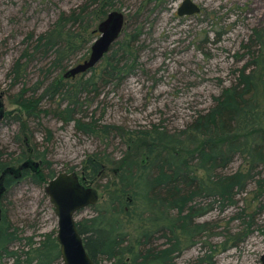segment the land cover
I'll return each mask as SVG.
<instances>
[{
	"label": "trees",
	"instance_id": "1",
	"mask_svg": "<svg viewBox=\"0 0 264 264\" xmlns=\"http://www.w3.org/2000/svg\"><path fill=\"white\" fill-rule=\"evenodd\" d=\"M120 2L83 0L70 11H61L46 31L36 36L30 33L27 40H33L32 52L24 50L14 61L10 69L13 82L21 76L22 60L29 61L34 54H50V67L61 72L76 55L84 52L82 60L87 58L98 35V22L109 11L121 9L117 6ZM146 7L143 3L125 14L124 33L98 63L97 75L85 77L95 66L77 78L58 76L41 95L28 96L25 93L29 89L24 87L11 101L18 108L12 119L19 123L22 134L28 120H39L51 112L65 124L73 122L83 134L107 137L113 132L114 136H128L127 140L142 149V155L126 156L121 161V173L108 199L98 210L96 205L91 207L95 215L76 224L89 258L96 264H177L183 251L198 245L208 232V225L197 223L198 219L217 203L221 209L235 206L237 197L247 193L251 184L260 189L264 184V25L252 29L244 46L248 60L237 71L235 81L214 98L207 111L198 113L178 131L155 126L135 132L132 138L116 126L99 125L94 117L84 122L75 116L81 104L78 95L97 94L98 83L115 81L117 85L137 67L135 45L145 23ZM129 26L134 27L131 32L126 31ZM44 98L55 106L41 107ZM15 141L20 145L14 156L0 150V175L5 173L3 193L26 178L39 186L56 176L53 170L44 173L40 166L23 170L20 178L18 173L10 175L8 169L14 171L24 162L47 164L42 153L30 149L27 139L16 134ZM237 157L242 160L241 168L226 173ZM105 161L114 164L99 153L88 154L81 163V178L94 183L103 176ZM95 187L100 188L98 184ZM246 237L244 233L230 236L221 248ZM23 240L24 245L11 249ZM3 259L12 260V264H61L55 233L42 235L38 243L32 236L21 238L5 223V216L0 221V263ZM198 262L203 264L207 259L202 257Z\"/></svg>",
	"mask_w": 264,
	"mask_h": 264
},
{
	"label": "rangeland",
	"instance_id": "2",
	"mask_svg": "<svg viewBox=\"0 0 264 264\" xmlns=\"http://www.w3.org/2000/svg\"><path fill=\"white\" fill-rule=\"evenodd\" d=\"M82 1L0 0V94L7 114L0 120V150L11 156L19 152L20 144L15 141L19 134L28 140L31 150L42 153L47 164L39 166L44 173L49 170L55 175L76 172L80 178L81 163L88 154L104 156L114 164L105 161L103 176L91 184L93 188H97V184L100 187L96 189L98 210L117 183L124 157L142 155L138 144L127 140L128 136H114L113 132L107 137L83 134L74 128L73 122L65 124L51 112L42 114L39 120H28L23 134L19 123L12 119L18 108L11 101L22 88L29 89L25 93L28 96H39L50 82L63 77L68 68L82 61L84 52L66 63V70L61 72L50 67V54H34L29 61L22 60L21 76L15 83L10 73L14 61L24 50L32 52L33 40H27L28 35L46 31L61 11L68 12ZM193 1L201 7V12L184 16L176 13L182 0H121L122 4L117 3L121 9H116L124 15L147 4L142 12L145 23L135 45L138 65L119 84L115 81L98 83L97 94L78 95L81 104L75 116L84 122L94 117L99 125L116 126L134 138L135 132L155 126L178 131L198 113L207 111L214 104V98L235 81L237 71L248 60L244 46L252 29L264 25V0ZM133 28L129 26L126 31L131 32ZM99 68V64L96 65L94 72L86 73L85 77L92 73L97 75ZM35 86L38 88L33 91ZM40 106L51 109L55 103L44 98ZM241 166L242 160L237 157L226 173L235 172ZM45 185H35L26 178L0 195L1 221L5 216V223L16 229L21 238L32 236L36 243L44 234L56 235L57 219L44 193ZM238 214H242L241 219L236 218ZM94 215L95 210L86 208L77 221ZM196 222L207 224L208 232L198 245L181 254L177 264H199L202 257L207 259L203 264H262L264 184L261 189L251 184L247 193L237 197L235 206L221 209L215 204ZM238 233L247 237L235 245L227 242L223 250L221 247L229 237ZM24 244L23 240L11 249ZM1 263L12 264V260L3 259Z\"/></svg>",
	"mask_w": 264,
	"mask_h": 264
},
{
	"label": "water",
	"instance_id": "3",
	"mask_svg": "<svg viewBox=\"0 0 264 264\" xmlns=\"http://www.w3.org/2000/svg\"><path fill=\"white\" fill-rule=\"evenodd\" d=\"M199 12H201V7L193 0H182L176 10L178 16L193 15ZM124 23L125 15L122 11L116 9L109 11L96 26L98 35L90 45L87 58L68 68L63 73V78L74 77L95 67L120 37ZM4 111V102L0 94V119L4 116ZM28 167L37 169L38 163L24 162L16 170L8 169L7 172L13 175ZM4 177L5 173H2L0 175V195L5 191ZM81 180L84 179L81 178ZM44 193L57 219L55 239L59 247L61 264H96L89 258L76 224L81 211L97 205L98 191L93 187H84L76 172H62L46 183ZM261 261L264 264V255Z\"/></svg>",
	"mask_w": 264,
	"mask_h": 264
},
{
	"label": "flooded vegetation",
	"instance_id": "4",
	"mask_svg": "<svg viewBox=\"0 0 264 264\" xmlns=\"http://www.w3.org/2000/svg\"><path fill=\"white\" fill-rule=\"evenodd\" d=\"M98 34V33H97ZM82 74V73H81ZM80 74H78V75H76V76H74V77H70V78H77L78 76H79ZM64 79H69V78H64ZM5 110V109H4ZM7 114L5 113V111H4V116L1 118V119H3L5 116H6ZM0 119V120H1ZM38 166H39V162H38ZM23 170H29V171H32V170H34V168L33 167H28V168H26V169H23ZM23 170H21V171H19L18 172V176H17V178H20L21 177V172L23 171ZM78 177H79V175H78ZM79 180H80V182H81V184L84 186V187H92L91 186V184H89V183H87V182H85L84 180L82 181L81 180V178L79 177ZM4 181V180H3ZM93 207V206H92ZM89 208V207H88ZM199 220V219H198ZM185 251V250H184ZM183 251V252H184Z\"/></svg>",
	"mask_w": 264,
	"mask_h": 264
},
{
	"label": "bare ground",
	"instance_id": "5",
	"mask_svg": "<svg viewBox=\"0 0 264 264\" xmlns=\"http://www.w3.org/2000/svg\"><path fill=\"white\" fill-rule=\"evenodd\" d=\"M0 221H1V219H0Z\"/></svg>",
	"mask_w": 264,
	"mask_h": 264
}]
</instances>
